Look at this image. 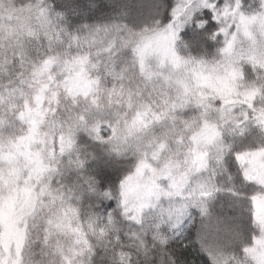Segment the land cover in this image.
<instances>
[{"label": "clouds", "instance_id": "clouds-1", "mask_svg": "<svg viewBox=\"0 0 264 264\" xmlns=\"http://www.w3.org/2000/svg\"><path fill=\"white\" fill-rule=\"evenodd\" d=\"M0 264H264V0H0Z\"/></svg>", "mask_w": 264, "mask_h": 264}]
</instances>
